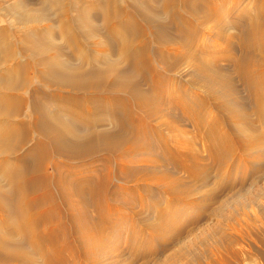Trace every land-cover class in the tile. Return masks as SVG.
<instances>
[{
	"label": "bare ground",
	"instance_id": "obj_1",
	"mask_svg": "<svg viewBox=\"0 0 264 264\" xmlns=\"http://www.w3.org/2000/svg\"><path fill=\"white\" fill-rule=\"evenodd\" d=\"M263 130L264 0H0V264L164 257L173 200L210 221L250 193ZM184 251L166 264H264L259 239Z\"/></svg>",
	"mask_w": 264,
	"mask_h": 264
},
{
	"label": "rangeland",
	"instance_id": "obj_2",
	"mask_svg": "<svg viewBox=\"0 0 264 264\" xmlns=\"http://www.w3.org/2000/svg\"><path fill=\"white\" fill-rule=\"evenodd\" d=\"M252 6H253V4H252ZM231 115L232 114H230L229 116H231ZM232 118H234V119L236 118L237 120L240 119L236 114L232 115ZM253 119L256 120V117L253 116V118L251 120H253ZM188 128H189V126H188ZM190 128L191 129H189V130L192 131L193 130L192 125H190ZM197 132H195V133H197ZM199 133L200 132H198V134ZM216 135H217V133H216ZM261 136L264 138V130L261 132ZM263 141L264 140L262 139L261 141H258L256 143L252 144V146H253V147L251 146L252 149H250V151L245 153V154H248L249 157H251V160L248 161L247 163L242 161V163H243L242 168L236 169V175H235L236 181H238L239 178L244 177L248 187H251L249 194L241 197V199H239V201H234V199L236 198L235 194H237V188H239V187H237L233 192L225 193V195H223L221 197L218 204H215L212 206V208H215V207L219 208L220 207L221 217L220 216H219V218L216 217L214 220H210V221H209V219H208L209 217L207 215L210 216V214H211V212H213V210L209 211L210 213H207V214L204 213L200 217L199 216L200 209L199 208L197 209V207L195 209L193 207L194 205L191 206L190 201H188L187 199L179 200V201L173 200L175 203L174 206L176 205L175 207L173 206V208L177 209L178 207H181V208L184 207L185 213L182 216L181 222L179 220H177L176 227H173L174 229L172 227H171V229H169L170 230L169 236L171 238L168 237V238H170V240L166 241V245L168 244L167 247L170 248V251L168 253H166L164 255V257H160L159 255L151 256V254H146L144 256H140L137 258V261H136L137 264H166V256H169V255L172 256V255H174V253L178 254V252L181 253L180 251H184V250H185L184 254H186V259L184 260L183 263L190 262V261L192 263H195L194 258L197 256L205 255L206 253H207L206 257L213 256L214 255V247H216V245L218 243L222 242V240L225 241L228 239H240L241 237H243L245 243H248V242L253 241V240L256 241L257 239L264 241V144H263ZM200 147H201L200 150H202L204 155H206V153L203 151L205 147H203L202 144L200 145ZM240 156H241V153L236 148V152H235L232 159L235 161V159L239 158ZM233 160H232V162H234ZM213 167H214V165H213ZM225 168H224V172L226 171V174L225 173L224 174L226 176H228L229 174L231 175L232 174V169H231L232 166L227 165V167H225ZM200 169L202 170V168H200ZM195 170H196L195 173L198 174V175L194 176L197 179V180H195L196 184H200V182H198V181L205 179V177L210 178V179L212 177H215L214 176L215 173L213 174V176L207 177L206 174L202 173L203 170L201 172L199 169L197 170V167L195 168ZM214 170H216V168ZM180 173H179L180 178H183L184 180L189 179L188 176L186 174H184V172H180ZM222 190H224V189H222ZM169 197L164 198V200H162V204L163 203L167 204L171 200V197L170 198ZM231 201L233 204L231 203ZM178 204H180V205H178ZM229 204H231V205H229ZM223 205H224V207H223ZM242 209H244V210H242ZM170 215H169V213L168 214L166 213L165 217L169 218ZM219 219L220 220L222 219L223 223L219 222ZM179 223H181V224L179 225ZM220 223H222V224H220ZM177 224H178V226H177ZM178 227H179V229H178ZM237 230L240 232L241 235L238 234L239 232ZM212 232H214V233H212ZM216 232L218 233V235L216 234ZM236 232H238V233H236ZM227 234H228V237H226ZM229 234L231 236H229ZM121 241H122V239L120 241L118 240V241L111 242L109 246H107V245H105V246H107L106 248H108L110 250V253H113L117 248H121V247L124 250H126L128 247L127 241L126 240H124L123 242H121ZM169 241H171V242H169ZM178 241H179V243H178ZM213 244H215V246ZM105 246H103V247H105ZM150 247L155 249V248H157V245L152 243L150 245ZM186 251H188V252H186ZM108 254H109V252L106 254H101V253L99 254L100 256L98 258V261L100 262V264H104V263L114 264L112 260H109ZM192 259H194V260H192ZM99 262H98V264H99ZM143 262H145V263H143Z\"/></svg>",
	"mask_w": 264,
	"mask_h": 264
}]
</instances>
